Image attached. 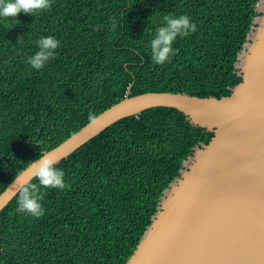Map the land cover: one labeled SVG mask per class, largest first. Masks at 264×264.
I'll list each match as a JSON object with an SVG mask.
<instances>
[{
    "label": "trees",
    "instance_id": "obj_1",
    "mask_svg": "<svg viewBox=\"0 0 264 264\" xmlns=\"http://www.w3.org/2000/svg\"><path fill=\"white\" fill-rule=\"evenodd\" d=\"M257 2L52 0L37 15L0 18V192L128 87L130 94H228L241 80L235 61ZM170 13L190 16L197 30L177 37L179 51L160 65L150 41ZM49 35L60 41L56 55L33 69L27 57ZM212 135L172 106L111 123L57 162L67 186L41 190L42 217L17 213L16 196L3 207L0 264H124L183 160Z\"/></svg>",
    "mask_w": 264,
    "mask_h": 264
},
{
    "label": "water",
    "instance_id": "obj_2",
    "mask_svg": "<svg viewBox=\"0 0 264 264\" xmlns=\"http://www.w3.org/2000/svg\"><path fill=\"white\" fill-rule=\"evenodd\" d=\"M256 10L235 61L241 80L228 94H130L128 87L94 124L87 121L41 153L58 162L116 120L152 106L175 107L213 132L183 160L124 264H264V0ZM39 156L0 192V211L15 196L12 189L31 178Z\"/></svg>",
    "mask_w": 264,
    "mask_h": 264
},
{
    "label": "clouds",
    "instance_id": "obj_3",
    "mask_svg": "<svg viewBox=\"0 0 264 264\" xmlns=\"http://www.w3.org/2000/svg\"><path fill=\"white\" fill-rule=\"evenodd\" d=\"M52 0H0V18H15L18 13L37 15L50 10ZM163 23L155 28L154 35L150 41L151 59L154 63L163 65L179 51L173 47L177 37H187L197 30V25L192 22L191 17L186 14L179 16L167 14L162 17ZM110 29L117 27L116 20L110 18ZM99 26H97V30ZM17 43L22 40L17 37ZM38 50L27 57L26 63L33 69L40 70L46 63L55 57V50L60 46V41L54 36L41 37L36 40ZM90 124L97 121V116L89 112ZM57 160L48 154H42L31 166V178L19 183L18 188H13V195L17 197L16 212L28 214L35 218L44 215V208L40 201L43 199L42 189L55 188L63 190L66 188L64 171L58 167ZM36 180L34 183L32 180Z\"/></svg>",
    "mask_w": 264,
    "mask_h": 264
}]
</instances>
